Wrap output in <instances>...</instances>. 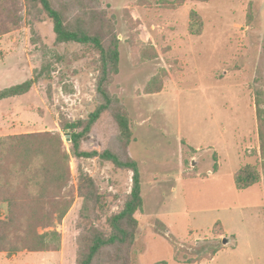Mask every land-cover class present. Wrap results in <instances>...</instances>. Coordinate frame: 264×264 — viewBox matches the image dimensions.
Masks as SVG:
<instances>
[{"label":"rangeland","instance_id":"obj_1","mask_svg":"<svg viewBox=\"0 0 264 264\" xmlns=\"http://www.w3.org/2000/svg\"><path fill=\"white\" fill-rule=\"evenodd\" d=\"M52 3L67 19L102 10L114 24L119 71L110 91L119 96L113 90L122 87L144 198L131 264H264V182L242 190L234 183L245 164L261 170L256 103L264 109V0ZM192 10L202 19L200 35L189 32ZM20 18L18 28L0 35V89L30 78L49 50L61 60L49 81L0 100V136L59 130L68 150L65 133L72 130L60 124L93 110L97 53L74 42L55 44L52 22L43 12L27 14L21 7ZM156 75L163 91L144 93ZM117 131L104 115L83 137L82 148L102 151ZM78 163L112 195L109 210L117 211L130 192L132 173L97 157ZM76 164L72 158L74 185ZM81 203L77 197L56 224L59 250L5 254L0 264H74ZM5 213L0 203V219ZM216 222L222 239L212 231ZM223 239L229 242L223 245Z\"/></svg>","mask_w":264,"mask_h":264},{"label":"trees","instance_id":"obj_2","mask_svg":"<svg viewBox=\"0 0 264 264\" xmlns=\"http://www.w3.org/2000/svg\"><path fill=\"white\" fill-rule=\"evenodd\" d=\"M44 13L51 20L55 44L78 43L90 46L97 53L98 75L95 81V103L86 118L60 124L71 129L68 150L59 130H44L0 136V203L6 213L0 219V253L22 251H56L61 234L56 230L78 197L79 233L75 238L74 264H131V251L138 232L136 214L143 208L138 165L129 155L133 133L128 111L119 96L110 91L119 71V49L114 24L104 11H88L67 19L64 11L52 0H0V35L21 25L20 10ZM98 11V12H97ZM189 32L202 33V19L189 12ZM49 57L35 67L32 76L22 83L0 89V100L28 93L39 83L49 81L54 63L61 57L49 50ZM49 85V84H47ZM162 89L161 75H156L144 87V93ZM70 90V89H69ZM261 170L251 164L241 166L234 174L235 187L246 189L264 182V109L256 103ZM104 115L116 125L117 133L102 151L82 148V139ZM97 157L114 168L128 170L131 189L119 209L109 210L111 194L103 193L95 180L80 166L79 160ZM76 164V185L70 171V161ZM215 159V158H214ZM214 166H217L216 159ZM224 235L218 222L212 230ZM216 249L212 254H214Z\"/></svg>","mask_w":264,"mask_h":264},{"label":"crops","instance_id":"obj_3","mask_svg":"<svg viewBox=\"0 0 264 264\" xmlns=\"http://www.w3.org/2000/svg\"><path fill=\"white\" fill-rule=\"evenodd\" d=\"M115 83H116V81H115ZM119 89L120 90H117V91H115V90H113L115 93H117L120 97H122L121 96V93H122V87H121V85L119 86ZM137 90V89H136ZM163 91V90H162ZM161 91V92H162ZM161 92H159V93H157V94H160ZM137 94V93H136ZM157 94H142L143 96H151V95H157ZM138 95V94H137ZM138 123V122H137ZM136 123V124H137ZM136 141V138H134V140L132 141V142H135ZM131 142V143H132ZM131 143H130V145H131ZM130 145H129V154L132 156V158H133V155H132V153L130 152ZM193 164H194V162H193ZM184 176V175H183ZM142 189V188H141ZM143 196V195H142ZM143 200H144V198H143ZM221 237V239L224 237V235L222 236V235H220ZM227 242H229V239H227ZM223 245H224V243H223ZM0 256H2V257H5V258H7L6 257V255L4 254V253H0Z\"/></svg>","mask_w":264,"mask_h":264},{"label":"water","instance_id":"obj_4","mask_svg":"<svg viewBox=\"0 0 264 264\" xmlns=\"http://www.w3.org/2000/svg\"><path fill=\"white\" fill-rule=\"evenodd\" d=\"M65 136H66V139L69 140V136H70L69 132H66ZM223 243L224 244L227 243V239H223Z\"/></svg>","mask_w":264,"mask_h":264}]
</instances>
